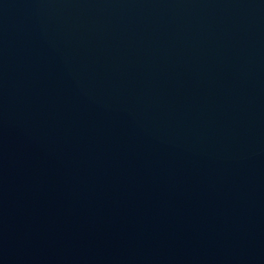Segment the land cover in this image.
Here are the masks:
<instances>
[{
	"label": "water",
	"instance_id": "1",
	"mask_svg": "<svg viewBox=\"0 0 264 264\" xmlns=\"http://www.w3.org/2000/svg\"><path fill=\"white\" fill-rule=\"evenodd\" d=\"M0 264H264V0H0Z\"/></svg>",
	"mask_w": 264,
	"mask_h": 264
}]
</instances>
